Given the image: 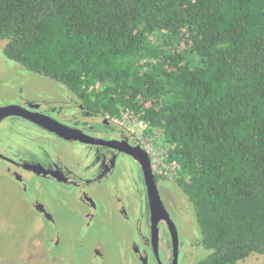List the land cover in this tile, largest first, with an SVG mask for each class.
I'll return each mask as SVG.
<instances>
[{
    "label": "trees",
    "instance_id": "16d2710c",
    "mask_svg": "<svg viewBox=\"0 0 264 264\" xmlns=\"http://www.w3.org/2000/svg\"><path fill=\"white\" fill-rule=\"evenodd\" d=\"M5 56L145 125L207 256L264 254V0H0Z\"/></svg>",
    "mask_w": 264,
    "mask_h": 264
},
{
    "label": "flooded vegetation",
    "instance_id": "af4514ba",
    "mask_svg": "<svg viewBox=\"0 0 264 264\" xmlns=\"http://www.w3.org/2000/svg\"><path fill=\"white\" fill-rule=\"evenodd\" d=\"M12 62L18 70L20 65ZM31 80L30 76L26 81ZM62 90L51 87L37 92L21 106L49 118L45 128L17 116L47 134L36 139V149L17 148L19 138L3 135L0 122V176L13 180L22 192L25 173L69 187L67 192L77 197L79 215L88 229L98 220L119 228L115 234L120 238L119 264H180L182 249L190 244L198 248L193 263L204 260L207 252L197 220L173 181L172 169L163 161L155 162L153 149L144 141L150 139L133 125L93 113L68 88ZM31 208L54 222L40 202ZM96 258L103 255L97 252Z\"/></svg>",
    "mask_w": 264,
    "mask_h": 264
},
{
    "label": "rangeland",
    "instance_id": "374dc122",
    "mask_svg": "<svg viewBox=\"0 0 264 264\" xmlns=\"http://www.w3.org/2000/svg\"><path fill=\"white\" fill-rule=\"evenodd\" d=\"M4 47L5 43H0V69L9 70L0 72L3 75L0 77V108L22 106L35 93L50 90L51 87L54 91L64 89L67 92V88L56 81L36 75L21 66H17L16 70L17 64L6 59ZM30 76L31 82L26 81H30ZM2 123L4 127L1 133L11 135L15 140L19 138L18 145H15L19 149H36V139L47 135L39 127L17 116L7 117ZM123 124L135 126L128 122ZM136 129L138 133L144 130L140 126ZM144 141L152 149L155 147L152 146V139L147 141L144 138ZM2 143L6 144L5 141ZM152 152H158L156 147ZM154 160L158 164L160 156L154 155ZM24 177L26 191L22 192L13 180L0 176V264L120 263L116 252L120 238L116 239L115 236L118 227L113 228L108 223L104 225L98 220L92 229H88L85 220L80 217L81 206L77 197L67 192L69 187L31 173H25ZM36 201L45 206L54 222L33 212L31 204ZM187 202L195 217L192 204L188 199ZM97 252L103 255V259L96 258ZM182 252L180 264L197 263H193V260L198 248L193 249L190 244ZM239 264H264V254H254Z\"/></svg>",
    "mask_w": 264,
    "mask_h": 264
},
{
    "label": "water",
    "instance_id": "95a60500",
    "mask_svg": "<svg viewBox=\"0 0 264 264\" xmlns=\"http://www.w3.org/2000/svg\"><path fill=\"white\" fill-rule=\"evenodd\" d=\"M4 55H5V53H4ZM10 116L24 117L25 119L30 120L37 125H40V126L45 127V128H49L47 126L49 118L30 114L28 111H26L21 106H10V107H4V108L1 107L0 108V122L2 120H4L5 118L10 117ZM52 131L59 134V135L61 133V132H58L56 130H52Z\"/></svg>",
    "mask_w": 264,
    "mask_h": 264
},
{
    "label": "built area",
    "instance_id": "2783aa9c",
    "mask_svg": "<svg viewBox=\"0 0 264 264\" xmlns=\"http://www.w3.org/2000/svg\"><path fill=\"white\" fill-rule=\"evenodd\" d=\"M140 127H142L143 129H145V125L143 123L140 124ZM155 145L156 149L158 150V152L156 154H154L155 156H160V161H163L164 162V157H165V154L166 153H162L161 150H159V147L155 144V142L152 143V146ZM153 146V149L155 148ZM159 161V164L162 163Z\"/></svg>",
    "mask_w": 264,
    "mask_h": 264
}]
</instances>
